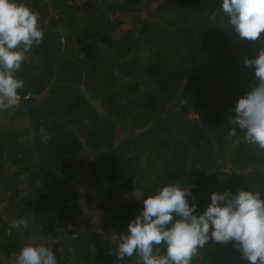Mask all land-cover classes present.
Segmentation results:
<instances>
[{"label": "trees", "instance_id": "16d2710c", "mask_svg": "<svg viewBox=\"0 0 264 264\" xmlns=\"http://www.w3.org/2000/svg\"><path fill=\"white\" fill-rule=\"evenodd\" d=\"M20 2L44 39L0 116V264L15 261L23 236L43 238L58 264H113L119 233L162 184L192 185L198 211L214 191L264 195V150L227 124L252 81L243 61L264 38H239L219 0ZM86 205L108 237L82 225ZM21 218L27 227L11 228ZM191 264L247 262L209 241Z\"/></svg>", "mask_w": 264, "mask_h": 264}, {"label": "clouds", "instance_id": "9594fccd", "mask_svg": "<svg viewBox=\"0 0 264 264\" xmlns=\"http://www.w3.org/2000/svg\"><path fill=\"white\" fill-rule=\"evenodd\" d=\"M228 26L239 38H264V0H219ZM44 30L39 14L20 0H0V110L14 107L24 82L16 76L26 53L39 46ZM253 69L249 89L240 96L228 117L231 134L243 132L242 142L264 150V48L243 61ZM27 98V97H25ZM192 185L179 181L162 184L143 198V207L119 233L115 256L119 264L135 255L139 264H191L209 241L231 243L247 264H264V195L240 188L210 194V203L198 211ZM27 227L24 219L11 228ZM163 247V253L159 251ZM15 264H58L43 238L24 244Z\"/></svg>", "mask_w": 264, "mask_h": 264}, {"label": "rangeland", "instance_id": "374dc122", "mask_svg": "<svg viewBox=\"0 0 264 264\" xmlns=\"http://www.w3.org/2000/svg\"><path fill=\"white\" fill-rule=\"evenodd\" d=\"M3 112H4V110H0V116H1V117H2V113H3ZM192 116H195V114H194L193 112H192ZM22 122H23V125H24V126L27 125V122H26V121L24 122V121L22 120ZM86 206H87V208H88V209L85 208V209H86V213L89 214V215H86V216H85V217H88V218L86 219V221H85V220H82V222H81L82 225H84L85 228L87 227L88 229L99 231V232L102 233V236H104V237H108V236L110 235L109 232H108V230H105V229H104V227L102 226V223H101L100 219H96V218L99 216V214L94 215L95 207H94L92 210H89L91 207H88V205H86ZM93 226H94V227H93ZM72 228H73V230H72V232H73V236H75V235H76V231H75V228H76V227L72 226ZM64 233H69V228H67V229L65 230ZM114 236H115V235L113 234V238H114ZM32 239H35V238H31V237H29V238L27 239V238H25V237L23 236V240L25 241V244L28 243V242H29L30 240H32ZM59 251H62V249L60 248ZM87 256L90 257V256H91V253L88 252ZM125 259H126V258H125ZM113 260L115 261V263H113V264H118L115 255H114V257H113ZM123 261H124V260H123ZM123 261H120V262L123 263ZM120 262H119V264H121ZM3 264H7V263L4 262ZM10 264H15V261H11Z\"/></svg>", "mask_w": 264, "mask_h": 264}]
</instances>
